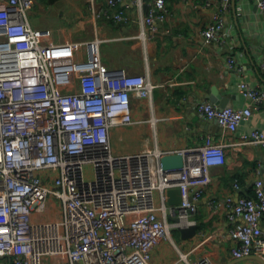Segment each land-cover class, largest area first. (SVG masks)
<instances>
[{"label": "built area", "instance_id": "1", "mask_svg": "<svg viewBox=\"0 0 264 264\" xmlns=\"http://www.w3.org/2000/svg\"><path fill=\"white\" fill-rule=\"evenodd\" d=\"M0 1L6 3L0 7V264H151L155 247L174 240L172 227L197 223L193 215L212 181L211 168L226 160V144L208 136L204 145L181 151L183 167L167 170L162 152L152 148L115 154L111 128L131 124L132 94L147 98L157 84L144 74L106 68L99 40L52 43L51 30L30 21L36 0ZM256 1L264 12V0ZM119 2L108 0L112 15L127 20ZM230 4L221 0L205 37L221 40ZM166 18V0H153L148 24L155 30ZM66 48L70 55L55 53ZM57 58L69 61L74 84L68 89L54 75ZM228 62L238 64L233 55ZM237 86L247 104L197 103L200 115L232 133L264 112V85L243 79ZM239 133L235 148L264 146V129ZM171 187L182 196L174 208ZM254 188L237 201L228 196L211 203V214L226 210L232 221L235 258L264 257L263 177ZM181 259L217 264L209 255L190 260L186 254L174 264Z\"/></svg>", "mask_w": 264, "mask_h": 264}, {"label": "crops", "instance_id": "2", "mask_svg": "<svg viewBox=\"0 0 264 264\" xmlns=\"http://www.w3.org/2000/svg\"><path fill=\"white\" fill-rule=\"evenodd\" d=\"M152 2L120 0L117 8L128 17L122 21L113 17L108 0H36L29 18L35 28L51 30L52 43L78 40L96 45V40L101 41L106 68L144 74L157 84L147 98L132 94L131 124L111 128L115 154L147 148L184 151L204 145L208 136L226 144V160L211 168L212 181L193 215L198 234L185 239L179 230V243L174 237L163 240L153 250L151 264H174L182 254L190 260L209 255L217 264H263L256 254L233 257L232 221L226 210L211 214V203L228 196L237 201L242 195H252L255 180L264 178V146L245 144L237 149L233 144L240 140L239 132L264 129V112H255L239 132L232 133L217 119L200 115L197 103L209 100L220 106L219 99L211 98L220 95L227 97V105L242 106L248 100L238 90L240 80L264 85V12L256 0H236L235 9L231 0L223 11V36L218 40L208 39L203 31L221 0H166L167 18L158 20L155 30L146 20ZM5 5L0 1V7ZM86 51L87 46L81 44L80 57L86 58ZM70 52L67 48L55 51ZM230 55L236 57L237 66L229 64ZM54 75L64 89L73 86L68 59H56Z\"/></svg>", "mask_w": 264, "mask_h": 264}, {"label": "water", "instance_id": "3", "mask_svg": "<svg viewBox=\"0 0 264 264\" xmlns=\"http://www.w3.org/2000/svg\"><path fill=\"white\" fill-rule=\"evenodd\" d=\"M234 9L236 8V0H232ZM212 99L218 100L221 107L227 105V97L226 99H222V97L214 98L211 96ZM160 161L162 163V166L164 169H174V168H181L185 165L187 161V157L184 153L181 151H167L162 152L160 155ZM168 194V203L173 208L176 207L179 203L182 201L181 191L178 187H171L167 189ZM198 228L199 225L197 223L191 224L189 226H180L179 230L181 231V235L183 238L188 239L191 237H194L198 234ZM251 256V255H250ZM255 257H258L264 264V257L260 255H253ZM243 258V257H242ZM178 264H186L185 261H180Z\"/></svg>", "mask_w": 264, "mask_h": 264}, {"label": "rangeland", "instance_id": "4", "mask_svg": "<svg viewBox=\"0 0 264 264\" xmlns=\"http://www.w3.org/2000/svg\"><path fill=\"white\" fill-rule=\"evenodd\" d=\"M159 203L160 202H162L161 200H160V198H159V201H158ZM178 228H174V227H172L171 228V236H172V238L174 237V239H175V241L177 242V243H179V241H180V239H181V235H180V233H179V229L177 230Z\"/></svg>", "mask_w": 264, "mask_h": 264}]
</instances>
